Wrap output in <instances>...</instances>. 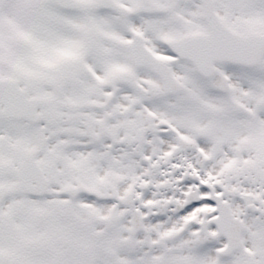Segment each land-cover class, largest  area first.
Returning a JSON list of instances; mask_svg holds the SVG:
<instances>
[{
    "label": "snow or ice",
    "instance_id": "6c2138e0",
    "mask_svg": "<svg viewBox=\"0 0 264 264\" xmlns=\"http://www.w3.org/2000/svg\"><path fill=\"white\" fill-rule=\"evenodd\" d=\"M0 264H264V0H0Z\"/></svg>",
    "mask_w": 264,
    "mask_h": 264
}]
</instances>
